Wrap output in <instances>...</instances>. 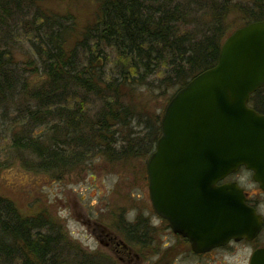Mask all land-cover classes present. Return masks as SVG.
Segmentation results:
<instances>
[{"label": "trees", "instance_id": "trees-1", "mask_svg": "<svg viewBox=\"0 0 264 264\" xmlns=\"http://www.w3.org/2000/svg\"><path fill=\"white\" fill-rule=\"evenodd\" d=\"M94 15L67 44L68 15L49 14L30 0H0V27L11 34L30 26L40 43L32 41L36 71L0 48V128L8 127L11 146L32 151L38 167L55 178L95 155L111 162L149 156L170 98L215 65L232 19L241 22L237 28L264 20V0H97ZM145 90L174 91L154 119ZM249 105L264 113V86ZM134 120L144 136L127 129ZM124 230L144 246L136 228ZM0 264L119 262L71 240L48 214L24 215L0 194Z\"/></svg>", "mask_w": 264, "mask_h": 264}, {"label": "water", "instance_id": "water-1", "mask_svg": "<svg viewBox=\"0 0 264 264\" xmlns=\"http://www.w3.org/2000/svg\"><path fill=\"white\" fill-rule=\"evenodd\" d=\"M263 86L264 20H258L233 30L215 65L179 88L164 108L146 163L149 198L195 252L249 238L262 227L236 183H216L244 167L264 190V113L249 106Z\"/></svg>", "mask_w": 264, "mask_h": 264}, {"label": "rangeland", "instance_id": "rangeland-1", "mask_svg": "<svg viewBox=\"0 0 264 264\" xmlns=\"http://www.w3.org/2000/svg\"><path fill=\"white\" fill-rule=\"evenodd\" d=\"M30 1L34 6L39 5L42 11L59 16L68 15L72 19L69 24L71 32L67 44L75 41L78 34L93 22L97 10V0ZM240 23L236 18L232 19L230 31L235 30ZM32 41L37 45L40 44L34 39L30 26L20 27L11 34L0 27V48L6 47L18 62L31 63L30 68L36 71V55ZM173 92L167 90L160 95L159 92H155L154 95H158L156 99L154 95H147L146 90L141 91L142 99L146 101L147 110L153 115V119L156 114L161 113L165 100ZM97 109V106H92V112H96ZM13 114L10 112L9 116L12 117ZM21 128L15 126L14 130L20 132ZM130 128L127 129L134 135L146 134L143 125H138L136 120L131 123ZM8 132V127L0 128V194L12 199L21 213L48 214L61 223L71 240L77 241L88 251L99 250L108 254L116 258L119 264H194L192 261L194 258L185 244L179 239L174 240L166 230L161 232L165 233V237L162 238V244L158 249L154 243H145L141 246L140 242L132 241L131 234H127L124 230V223H129L135 228V223L141 216L151 218L153 224H156V212L151 205L148 189L146 190L144 183L148 153L118 162H111L95 155L86 163L61 174L60 178H55L54 173L38 167V160L32 151L13 148L12 136L10 137ZM125 133L127 132H123L122 135ZM146 143L149 148L151 143ZM152 149L151 146L150 152ZM234 179L247 191L256 192L252 173L246 169L241 170L239 176H235ZM262 197L263 194L258 196L262 200L261 210L264 211ZM85 221L100 223L115 234L116 240H121L130 249L126 247L124 251L116 254L113 247L100 243L96 236L99 232L97 230L91 232ZM136 229L134 237L141 238V228ZM236 249L233 255L223 257L218 253L213 259L224 264H246L250 250L238 247ZM127 250L131 253L128 254ZM223 258L225 260L222 262ZM200 262L203 264V261Z\"/></svg>", "mask_w": 264, "mask_h": 264}, {"label": "flooded vegetation", "instance_id": "flooded-vegetation-1", "mask_svg": "<svg viewBox=\"0 0 264 264\" xmlns=\"http://www.w3.org/2000/svg\"><path fill=\"white\" fill-rule=\"evenodd\" d=\"M245 168L241 167L239 170L231 175H228L227 177L223 178L222 180L218 181L216 183L217 186H224L227 185L228 183H236L244 192L245 196V203L252 207L257 214L260 215L261 220H262V227L260 230L255 234L254 236H251L249 238L243 236L240 239L236 240L234 238H230L226 243L213 247L207 251L204 252H195L192 249V246L189 242V240L182 235L174 232L173 228L170 226L169 221L162 215V214H157L155 215L156 218V224H153V221L151 218L141 216L138 221L135 223V228H141V238H139L141 241H144V243L148 244H156L157 249L160 248V245L162 244V238L165 237V230L167 231V234L169 236H172L175 239H179L182 241L185 246L188 249V252L190 253L191 256H193V263L194 264H200V261H203V264H224V263H218L216 259H213L215 254L220 253L223 257H227L230 255H233L236 252V247L238 248H243L250 250L249 255L246 259V264H264V211L261 210L262 206V200L258 198L259 195L263 194L264 195V190H262L259 187V184L255 183L256 186V192H250L247 191L240 183L239 181L235 180V176H239L241 170ZM248 171V170H247ZM250 172V171H249ZM252 173V172H251ZM144 183L146 185V190L148 189V175L146 171V164H145V178H144ZM198 194L205 195V191L201 190H196ZM149 195V191H148ZM264 197H262L263 199ZM87 226L91 229V232L93 233L97 230L99 232V235H96L100 241V243L104 246H110L114 248V252L119 253L121 251H124V249L127 247L130 249V247L126 244H123L121 240L117 239L115 237V234L110 231L108 228L105 229L104 226H101L100 223L98 222H89L85 221ZM131 225L129 223H124L123 226ZM128 254L129 250L126 251ZM257 254V255H256ZM156 255V254H155ZM256 256V257H255ZM255 257V258H254ZM121 259V256H119ZM253 259V261H252ZM225 259H221L223 262ZM262 261V262H260Z\"/></svg>", "mask_w": 264, "mask_h": 264}]
</instances>
